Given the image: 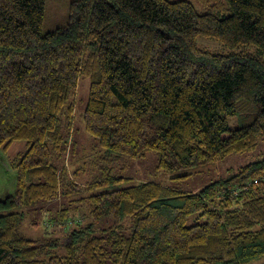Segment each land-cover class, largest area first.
<instances>
[{
	"label": "trees",
	"instance_id": "obj_1",
	"mask_svg": "<svg viewBox=\"0 0 264 264\" xmlns=\"http://www.w3.org/2000/svg\"><path fill=\"white\" fill-rule=\"evenodd\" d=\"M45 10L46 0H0V150L28 145L11 161L14 191L0 196V264H246L264 255V158L198 192L118 168L155 152L158 170L188 178L264 141V0H217L205 12L189 0H71L67 23L47 31ZM80 76L90 79L84 128L98 142L90 171L86 161L77 167ZM241 115L246 123L230 127ZM56 199L48 224L60 236L24 235L22 209Z\"/></svg>",
	"mask_w": 264,
	"mask_h": 264
},
{
	"label": "rangeland",
	"instance_id": "obj_2",
	"mask_svg": "<svg viewBox=\"0 0 264 264\" xmlns=\"http://www.w3.org/2000/svg\"><path fill=\"white\" fill-rule=\"evenodd\" d=\"M193 3L195 8L200 12L208 11L209 6L217 2V0H189ZM224 6H227L228 0H220ZM71 0H46V10L43 22V30H51L58 26L67 23L69 16V4ZM227 12V11H226ZM225 12V13H226ZM204 41V42H203ZM199 42L217 47L218 43L211 39H199ZM224 48L213 49L215 52H222ZM90 79L80 76L78 80L77 90L74 94V138L78 147V165L80 167L86 161L87 169L90 171L92 163L90 160L97 154L94 145L98 144L97 140L88 134L84 128L83 115L89 96ZM228 122L230 127H239L246 123L245 117L242 115L238 119L237 116H229ZM27 142L19 140L13 142L7 149L0 150V196L3 198L9 192L15 189L16 171L11 165L12 159L18 153H24L27 150ZM84 158V160H83ZM264 158V141H260L256 148L244 153L229 154L213 164H207L196 169V171L188 178H175V175L183 173L184 170H179L174 173H167L157 169L158 156L155 152H149L146 156L139 159H126L121 161V166L118 168L123 174L132 177L135 181H151L161 183L166 186L175 187L184 191L198 192L208 183L232 174L238 167L245 165L249 162L260 160ZM76 165L71 163L68 170L73 173ZM90 178L88 173L81 175V180ZM88 178V179H89ZM77 182L78 179H77ZM61 199H56L49 202H40L33 206L24 207L23 221L20 226L21 232L33 239L52 238L60 236L61 232H52L51 226L48 224L51 216L56 214V210L62 206ZM43 206H47L44 209ZM49 207V208H48ZM35 222L36 224H33ZM57 252L62 253L63 248L57 247ZM264 255L257 257L246 264H263Z\"/></svg>",
	"mask_w": 264,
	"mask_h": 264
}]
</instances>
